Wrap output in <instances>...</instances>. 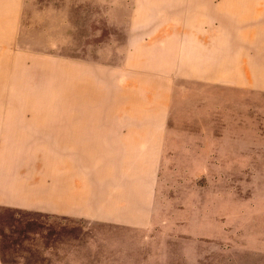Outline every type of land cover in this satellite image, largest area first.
Here are the masks:
<instances>
[{"label":"rangeland","instance_id":"1","mask_svg":"<svg viewBox=\"0 0 264 264\" xmlns=\"http://www.w3.org/2000/svg\"><path fill=\"white\" fill-rule=\"evenodd\" d=\"M199 1L0 0L2 264H264V0Z\"/></svg>","mask_w":264,"mask_h":264},{"label":"crops","instance_id":"2","mask_svg":"<svg viewBox=\"0 0 264 264\" xmlns=\"http://www.w3.org/2000/svg\"><path fill=\"white\" fill-rule=\"evenodd\" d=\"M198 6H201V2L199 0H196V4H191V7H198ZM236 34H237V32H236ZM243 35L245 36V33L244 32H243ZM235 37H236V40H240L241 39V37H239V36L238 37L235 36ZM259 65H260V63L256 65L257 66L256 69H258L259 71H261L262 68L261 67H258ZM62 201L64 203H71L72 202V200L70 198H63ZM0 264H2L1 261H0Z\"/></svg>","mask_w":264,"mask_h":264}]
</instances>
